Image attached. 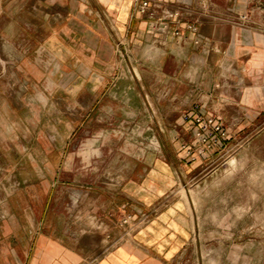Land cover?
I'll return each mask as SVG.
<instances>
[{"label":"crops","instance_id":"obj_1","mask_svg":"<svg viewBox=\"0 0 264 264\" xmlns=\"http://www.w3.org/2000/svg\"><path fill=\"white\" fill-rule=\"evenodd\" d=\"M92 1L101 16L65 14L64 0H0V264H171L192 225L184 202L168 196L213 159L187 156L193 121L213 117L233 137L264 115V25L249 11L261 0H195L197 34L165 42L136 0ZM124 62L141 72L137 91L113 75ZM118 96L164 115L158 127L173 149L98 181L81 163L99 157L102 140L81 134L96 130L86 119L110 114L105 105ZM126 214L132 222L121 227Z\"/></svg>","mask_w":264,"mask_h":264},{"label":"rangeland","instance_id":"obj_2","mask_svg":"<svg viewBox=\"0 0 264 264\" xmlns=\"http://www.w3.org/2000/svg\"><path fill=\"white\" fill-rule=\"evenodd\" d=\"M64 4L65 14L82 8L92 18L101 16L92 0H64ZM254 10L256 21L264 25V0L249 9ZM250 18V14H245L240 21L249 25ZM55 20V14L50 12V23ZM0 62H4L1 55ZM86 70L81 69L82 75ZM113 75L133 81L122 84V90L130 87L137 91V85L141 86L135 82L141 75L136 62H124L121 67L114 68ZM117 91L116 85L114 94ZM28 101L37 104L34 98ZM82 103L88 107L89 98L83 99ZM105 106L110 107L111 113L88 117L87 122H93L96 130L81 134L83 140H102L96 148L99 157L91 161L86 157L81 163L82 170L97 171L101 177L98 181H104L105 172L116 177L134 169L140 161L150 162L158 150L172 148V144L168 145L169 132L158 127V122H163L165 116L154 115L146 99L131 96L121 99L118 96ZM137 108L141 114L134 113ZM178 118L172 117V120ZM233 134L223 142L221 149L208 153L213 159L206 166L191 173L186 183L168 196L170 202H184V210L192 225L189 239L171 264H264V115L257 117L250 130ZM80 149L81 154L87 155L90 148ZM128 217L131 216L122 217L121 227L132 222L131 217L129 224L123 223ZM90 221L97 229L105 230L94 219Z\"/></svg>","mask_w":264,"mask_h":264},{"label":"built area","instance_id":"obj_3","mask_svg":"<svg viewBox=\"0 0 264 264\" xmlns=\"http://www.w3.org/2000/svg\"><path fill=\"white\" fill-rule=\"evenodd\" d=\"M136 2L139 14L149 21L150 33L156 41L165 42L169 37L186 38L187 33L197 34L195 17L198 12L195 0H136ZM194 43L199 44V41L195 40ZM182 118L184 122L191 121L189 113H184ZM193 123L196 126L193 129V137L197 144L187 151V156L192 160L196 153L203 155L221 149L223 142L228 139L227 128L216 122L213 117L200 114ZM130 220L131 217L125 218L123 223L127 225ZM141 221L144 223L145 219ZM102 226L99 224V227Z\"/></svg>","mask_w":264,"mask_h":264}]
</instances>
